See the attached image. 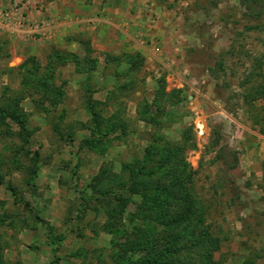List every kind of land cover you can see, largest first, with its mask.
Instances as JSON below:
<instances>
[{"label": "rangeland", "instance_id": "obj_1", "mask_svg": "<svg viewBox=\"0 0 264 264\" xmlns=\"http://www.w3.org/2000/svg\"><path fill=\"white\" fill-rule=\"evenodd\" d=\"M51 1L0 0V109L25 129L0 113L18 194L0 185V264H50L47 225L55 264H198L202 233L213 264H264V0H153L166 45L139 34V50L61 47Z\"/></svg>", "mask_w": 264, "mask_h": 264}, {"label": "crops", "instance_id": "obj_2", "mask_svg": "<svg viewBox=\"0 0 264 264\" xmlns=\"http://www.w3.org/2000/svg\"><path fill=\"white\" fill-rule=\"evenodd\" d=\"M152 1L52 0L46 27L49 26L52 37L61 47L68 38L77 34L89 37L92 43L98 41L100 47L107 50H139V34L146 36L150 42L157 37L166 45V11L155 9L159 16L158 23L154 29L148 28L147 3ZM68 46L71 48L75 43Z\"/></svg>", "mask_w": 264, "mask_h": 264}, {"label": "trees", "instance_id": "obj_3", "mask_svg": "<svg viewBox=\"0 0 264 264\" xmlns=\"http://www.w3.org/2000/svg\"><path fill=\"white\" fill-rule=\"evenodd\" d=\"M261 78V82H259V84L256 86L255 88V94L253 96V99H256V98H261L262 100H264V69L262 71V73H259L258 74ZM251 100V101H252ZM0 113L5 116V117H8L10 119H12L13 121H15L24 131L25 129L23 128L22 126V122L19 121L15 115L9 113L8 111H5L3 109H0ZM147 157H145L144 160H146ZM32 160H33V170L31 172V175L32 177L35 176L36 174V170H37V161H38V153L37 152H34L33 154V157H32ZM137 174H141V169L139 168L138 170H136V172H133L131 175H130V181L131 182H134L136 180V177H137ZM143 175H146L143 173ZM0 185H4L5 188L10 191L11 195L14 197V198H17L18 197V194L15 190V188H13L11 185L9 184H5L4 181L0 178ZM127 185H122L121 187L124 188V189H128L131 190V191H134L133 188H126ZM192 203H189L186 207V210H184L183 213H181L180 215H178L176 218H173L169 224H181L182 222L190 219L189 216H190V213H192ZM37 217V216H36ZM37 219L39 221H41L38 217ZM47 228V233H48V236H49V241L51 243V245H54L53 248H52V253H53V256L54 258L52 259V261L50 262V264H55L56 263V260L58 259V257L56 256V253L57 251L59 250V243L63 240V237L62 235H55L52 228L50 226H46ZM200 242L198 243V252H196V257H197V261H198V264H213V261H212V255L213 253L219 248V242L217 239H213L211 238L208 233H202L200 234V238H199ZM165 252L167 251L168 253H170V257H172V254L175 253V251H173L171 248H165L164 250ZM166 256L165 253L161 252L160 254L157 255V257L155 256L154 258L150 259V260H144L142 261L140 264H159V259L161 257H164Z\"/></svg>", "mask_w": 264, "mask_h": 264}, {"label": "built area", "instance_id": "obj_4", "mask_svg": "<svg viewBox=\"0 0 264 264\" xmlns=\"http://www.w3.org/2000/svg\"><path fill=\"white\" fill-rule=\"evenodd\" d=\"M201 128H199V131H200Z\"/></svg>", "mask_w": 264, "mask_h": 264}]
</instances>
